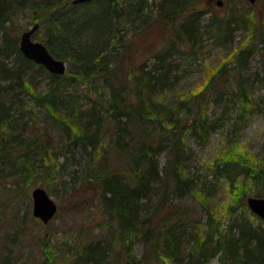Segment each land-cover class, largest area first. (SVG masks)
I'll use <instances>...</instances> for the list:
<instances>
[{
    "label": "trees",
    "instance_id": "1",
    "mask_svg": "<svg viewBox=\"0 0 264 264\" xmlns=\"http://www.w3.org/2000/svg\"><path fill=\"white\" fill-rule=\"evenodd\" d=\"M155 1L156 8L149 10V0L82 4L71 0H0V130L8 141L19 144L22 136L13 134V129L21 117L27 126L39 125L38 131L29 129L42 140L39 147L33 145L35 142L31 147H12L21 152L24 168L35 164L37 155L48 167L57 163V156L46 149L53 144L44 134L48 132L60 147L56 153L64 155L65 167L57 174L62 177L68 172L80 181L98 185L100 205L108 217L104 227L112 238L104 242V237H81L66 260L50 257L54 253L50 241L42 239V252L47 256L41 264H58L59 259L69 264H171L179 260L180 249L188 250V242H192L188 252L191 264H206L217 253L221 264H264L263 219L255 225L241 214L221 231L219 218L208 214L201 229L184 201L192 200L196 191L208 198L200 187L206 185L207 175L198 179L188 175L190 156H185V140L192 134L200 144L205 143L217 126L208 121L203 105L210 95L224 97V87L219 86L222 68L175 107L158 101L155 94L167 90L174 80L167 59L178 52L192 55L193 38L202 34L200 22L208 10L198 9L199 0ZM12 10H27L35 16L39 22L36 32L47 50L67 61L62 75L38 65L47 72L50 83L40 94L34 91L29 73L36 63L22 55L17 36L11 37L6 27ZM246 17L241 8L225 18L210 14L221 41L231 38L233 22L251 25L253 19L248 17L247 22ZM156 22L170 28L164 36L165 45L155 48L146 62H134L124 34ZM250 25L249 33L264 47V16ZM152 57L155 61L148 66ZM99 82L109 89L108 96L98 87ZM236 84L238 91L229 89L228 97L233 96L234 104L244 112L251 103L244 97V86L239 80ZM82 96L88 98L85 110L78 104ZM25 123H20L24 132ZM224 154L217 165H209L212 175L226 180L230 188L239 175L250 177V192L264 196V159L250 165L235 159L228 150ZM246 196L242 192L243 205ZM248 213L256 216L249 209ZM138 241L143 253L136 256L133 247ZM3 264H9L8 260Z\"/></svg>",
    "mask_w": 264,
    "mask_h": 264
},
{
    "label": "rangeland",
    "instance_id": "2",
    "mask_svg": "<svg viewBox=\"0 0 264 264\" xmlns=\"http://www.w3.org/2000/svg\"><path fill=\"white\" fill-rule=\"evenodd\" d=\"M149 2L148 9H155L157 2L155 0H149ZM240 8L253 19L251 25H256L264 16V0H254L252 3L248 0H221L220 5L217 4V0H199L198 9L208 10L200 22L199 30L202 34L198 38H193L194 44L190 51L192 55L178 52L167 59L168 66L172 68L174 80L172 85L166 88L167 90L155 94L158 101L168 107H175L187 94L201 89L200 86L209 80L210 75L222 68L223 81L220 79L219 86L224 87V97L210 95L203 105L208 121L217 126L210 131L209 139L205 143L200 144L192 134H189L185 140L188 148L185 156L187 158L190 156L187 162L190 171L188 175H194L196 179L203 175L208 177L204 187L209 188L200 186L202 191L208 193L207 200L199 196L200 193L196 191L195 197H192L188 203L189 212L195 219L194 223L199 224L201 229L206 226L204 223L208 214H212L213 219L219 218L221 231L226 230L225 227L230 220L235 221V218L241 214L248 220L254 221L255 225L261 221L257 216L250 215L247 205H243L245 202H243L242 192L247 193L246 197L253 195V192H250L251 178L239 175L233 188H230L226 180H221L217 175L214 177L209 168L210 164H218L225 156L226 150L235 159L247 164L257 159H264V47H259L257 40L249 33L250 24L238 25L233 22L231 38L221 41L216 31L217 25L210 20L211 13L225 18L235 10L240 11ZM13 10L9 12L13 14L11 20L8 18L5 24L9 29V35L17 36L19 44L21 33L39 22L27 10L24 12ZM152 13L156 12L152 11ZM248 17H246L247 22ZM163 26L162 23H154L146 29L133 32L129 30L127 34H124L129 44L128 48L131 47L128 54L132 55L134 62H146L155 48L165 45L166 33H163ZM32 39L43 42L39 32H35ZM149 59L148 66L155 61L154 57ZM8 60L12 62L14 55ZM29 73H31L30 80L36 93L40 94L49 87L47 72L39 70L37 64ZM238 80L245 88V99L248 98L251 103L248 110L244 107V110H247H243L244 112L240 111L238 104H234L236 102L233 101V96L228 97L227 92L232 88L235 89L233 92L238 91L236 84ZM98 85L108 96L109 89L102 82ZM87 102L88 98L85 96L79 99L78 104L82 110L88 106ZM184 108L181 107L182 112H185ZM24 121V117H21L20 123H25ZM20 123L16 127L18 130L23 129ZM24 127L25 132L22 131L23 136L19 144H27L31 147L35 142L33 145L39 147V141L42 142V140L29 131V129L34 131L39 129L32 125L27 126L26 123ZM44 134L48 139L53 140L52 146L47 145L46 149L52 156L53 153L57 156V163L48 167L37 155L36 160L34 159L35 164L24 168L20 163L21 152L12 148L18 147L19 144L8 141L7 134L0 130V264H3L5 259L9 264H41L47 256L42 252V239L50 241L54 252L49 254L50 257H64L63 259L66 260L72 252V247L80 242L81 237L102 239L104 235L110 234L108 227H104L108 217L100 205L101 195L97 190L98 185L87 183L83 179L79 181V184L69 183L68 174L70 173L67 172L62 177H60L61 174L54 173L52 167L62 163L64 155L56 153L55 149L60 147L56 146L55 140L48 132ZM32 151L33 147L29 149V152ZM38 185L46 189L57 207V212L47 224L32 216L30 193ZM237 191H239L238 195ZM201 199L205 201V204H201L203 201ZM16 228L19 235L17 234L11 240L10 234L12 235ZM102 240L106 242L105 238ZM191 244L192 242H188V246L184 244L188 250L180 249L179 260L171 264H191V259L188 257ZM133 248L134 255L139 256L143 253L142 244L139 241ZM59 261L60 259L57 261L58 264H69ZM209 264H221L218 253L216 257L210 259Z\"/></svg>",
    "mask_w": 264,
    "mask_h": 264
},
{
    "label": "water",
    "instance_id": "3",
    "mask_svg": "<svg viewBox=\"0 0 264 264\" xmlns=\"http://www.w3.org/2000/svg\"><path fill=\"white\" fill-rule=\"evenodd\" d=\"M84 1L90 0H72V3L78 4ZM254 2V0H249ZM218 4H221V0H217ZM38 25L35 24L29 29L23 31L19 37V48L23 55L28 59L41 63L49 72L62 74L65 69V63L63 60L57 59L49 53L46 46L40 40H34L31 38L36 31ZM33 196V213L34 216H39L45 222H47L57 211L56 203L51 196L48 195L46 189L39 186L32 191ZM247 205L249 208L264 219V197L248 196Z\"/></svg>",
    "mask_w": 264,
    "mask_h": 264
},
{
    "label": "bare ground",
    "instance_id": "4",
    "mask_svg": "<svg viewBox=\"0 0 264 264\" xmlns=\"http://www.w3.org/2000/svg\"><path fill=\"white\" fill-rule=\"evenodd\" d=\"M72 1V0H71ZM153 15H157V13H153ZM156 23H159V24H163V22H156ZM164 25V24H163ZM29 28V27H28ZM163 28H164V32L163 33H166L167 34V32L169 31V27H166V25H164L163 26ZM31 38H32V36H31ZM45 45V44H44ZM18 50L20 51V48H19V44H18ZM21 53H22V51H20ZM49 53H51L50 51H49ZM52 54V53H51ZM22 55H23V53H22ZM52 56L53 57H55L53 54H52ZM55 58H57V57H55ZM57 59H60V58H57ZM60 60H63V62L65 63V69H64V72L62 73V74H64L66 71V68H67V61L66 60H64V59H60ZM35 62V61H34ZM37 65H40L41 63H36ZM42 65V64H41ZM62 74H59V75H62ZM37 122H35V123H33V127L34 128H36V129H38L39 128V125L38 124H36ZM14 130V134L16 135V136H23V132H22V130L20 129V130H18L17 128H14L13 129ZM38 136H37V134H36V138H37ZM100 150H102V148H99ZM98 149V152L100 151ZM64 167H65V163H61V164H58V165H55L54 166V168H52V171L54 172V173H59V171H61V170H63L64 169ZM68 176H69V183H74V184H79V181H80V179H79V177H77L76 175H73V174H68ZM40 185H38V186H35L34 188H36V187H39ZM42 187V186H41ZM44 188V187H43ZM45 189V188H44ZM34 190V189H33ZM32 190V191H33ZM32 191H31V193H30V196H32ZM248 198V197H247ZM247 200V199H246ZM186 203H189V201L186 199V200H184ZM32 207H33V196H32ZM31 207V208H32ZM33 208H32V216L34 217V218H38V219H40L44 224H47V222L50 220H48L47 222H45L43 219H41L39 216H34V213H33ZM16 231H14L13 232V234L11 235L10 234V236H12V238H11V240H13L16 236H17V234L19 235V233H18V229L16 228L15 229ZM104 238L108 241V240H110L111 241V237L110 236H104ZM212 259V258H211ZM209 262H210V259L208 260V262L206 263V264H209Z\"/></svg>",
    "mask_w": 264,
    "mask_h": 264
}]
</instances>
